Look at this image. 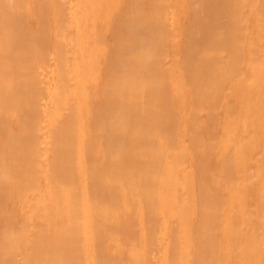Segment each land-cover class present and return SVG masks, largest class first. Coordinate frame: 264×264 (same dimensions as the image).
Instances as JSON below:
<instances>
[{"label": "bare ground", "instance_id": "obj_1", "mask_svg": "<svg viewBox=\"0 0 264 264\" xmlns=\"http://www.w3.org/2000/svg\"><path fill=\"white\" fill-rule=\"evenodd\" d=\"M0 207V264H264V0H0Z\"/></svg>", "mask_w": 264, "mask_h": 264}, {"label": "rangeland", "instance_id": "obj_2", "mask_svg": "<svg viewBox=\"0 0 264 264\" xmlns=\"http://www.w3.org/2000/svg\"><path fill=\"white\" fill-rule=\"evenodd\" d=\"M40 80H41V82H42V87H43V93H44V96L46 95V94H48V90H49V86H47L48 85V83H47V81H46V79L44 78V77H40ZM44 84V85H43ZM47 89V90H46ZM46 97H47V95H46ZM43 103H44V101H43ZM213 145H215V143L213 144ZM3 208V207H2ZM1 207H0V210L2 209Z\"/></svg>", "mask_w": 264, "mask_h": 264}]
</instances>
